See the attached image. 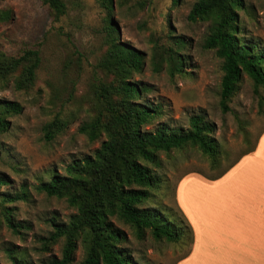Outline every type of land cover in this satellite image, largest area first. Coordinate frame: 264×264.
Here are the masks:
<instances>
[{
	"label": "rangeland",
	"instance_id": "374dc122",
	"mask_svg": "<svg viewBox=\"0 0 264 264\" xmlns=\"http://www.w3.org/2000/svg\"><path fill=\"white\" fill-rule=\"evenodd\" d=\"M64 1L67 13L54 21L43 0H0V10H11L8 20H0V50L20 55L36 49L41 57L30 90H16L11 84L0 89V98L16 100L23 106L21 113L9 117L8 130L0 133V173L7 179L0 192L15 193L21 185L28 191L27 200L6 204L13 219L22 225L17 231L7 226L0 204V264H13L7 249L17 252V256L22 254L28 264H45L49 258L60 256L61 239L46 244L45 237L52 231L49 220L52 216L66 220L75 209L62 198L37 191L35 185L39 178L47 179L52 170L64 173L68 163L93 153L104 138L90 141L77 127L93 114L89 84L94 76L101 75L95 64L106 47L108 17L113 19L122 41L145 52L144 68L133 77L148 88L142 99L160 108L155 123L186 128L191 115L202 114L215 125L213 135L222 149L221 162L215 168L196 146L160 152V166L154 169L162 182L157 191H152L147 206L168 207L176 215L182 214L192 230L178 202L180 180L193 173L207 179L215 177L254 146L264 130V104L260 112L258 95L247 75H243L231 99V110H220V61L212 50L202 48L208 23L187 19L196 0H112L110 12L104 0ZM239 17L242 37L264 47L263 1L245 0ZM176 38L183 44L176 43ZM154 45L178 48L185 61L184 72L170 76L165 62L155 71ZM258 93L264 97V88ZM56 114L68 119L69 124L53 141L46 142L42 126ZM239 120L248 133L247 141L238 130ZM182 186L193 200L199 189L197 183L184 181ZM114 222L123 232L120 246L138 264H177L188 252V246L182 247L181 242L156 240L148 230L139 239L129 225ZM82 257L79 245L71 264H79Z\"/></svg>",
	"mask_w": 264,
	"mask_h": 264
},
{
	"label": "trees",
	"instance_id": "16d2710c",
	"mask_svg": "<svg viewBox=\"0 0 264 264\" xmlns=\"http://www.w3.org/2000/svg\"><path fill=\"white\" fill-rule=\"evenodd\" d=\"M43 3L54 21L67 13L64 0H43ZM104 5L109 12L112 10V0H104ZM244 8L245 0H196L187 14L191 22L208 23L202 48L212 50L220 61L218 105L222 112L231 110V99L243 75L252 81L260 112L264 104V97L258 93L264 88V47L240 34L239 11ZM10 16V9L0 10V20H8ZM105 26L106 47L95 64L101 75L94 76L89 84L93 114L77 127L90 141L104 138L93 153L68 163L64 173L52 170L47 179L39 178L35 185L37 191L62 198L75 209L66 220L50 218L52 231L45 237L46 244L61 239L62 247L60 256L49 258L45 264H71L79 245L83 250L79 264H138L120 246L124 236L114 221L129 225L139 239L148 230L156 240L189 246L193 241L192 230L182 214L178 216L168 207L146 205L152 191H157L162 182L154 169L161 163L159 153L192 145L207 157L212 168L221 162V145L213 135L215 125L202 114L191 115L186 128L155 123L160 108L142 99L148 88L133 77L144 68L145 52L120 39L112 18H107ZM175 41L183 44L179 38ZM153 54L155 71L165 62L170 76L184 72L185 61L178 48L154 45ZM40 62L36 49H27L20 55L0 50V89L11 84L16 90H30ZM22 109L20 102L0 98V133L8 130L9 117ZM68 121L56 114L43 124V139L53 141ZM238 126L247 141L248 133L240 120ZM1 150L0 145V155ZM3 184H7V179L0 173V186ZM27 197L25 185L15 193L0 192L4 220L15 231L22 225L13 219L6 204ZM7 252L13 264H28L22 254L17 256L11 249Z\"/></svg>",
	"mask_w": 264,
	"mask_h": 264
},
{
	"label": "crops",
	"instance_id": "0c3cea01",
	"mask_svg": "<svg viewBox=\"0 0 264 264\" xmlns=\"http://www.w3.org/2000/svg\"><path fill=\"white\" fill-rule=\"evenodd\" d=\"M184 181L199 186L193 200ZM177 197L193 231L177 264H264V130L220 176L182 178Z\"/></svg>",
	"mask_w": 264,
	"mask_h": 264
}]
</instances>
